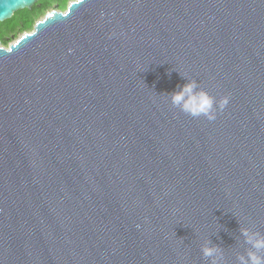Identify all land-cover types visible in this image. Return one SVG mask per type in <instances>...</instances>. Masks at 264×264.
<instances>
[{
	"label": "water",
	"instance_id": "obj_1",
	"mask_svg": "<svg viewBox=\"0 0 264 264\" xmlns=\"http://www.w3.org/2000/svg\"><path fill=\"white\" fill-rule=\"evenodd\" d=\"M41 0H0V23ZM195 79L219 102L192 117ZM264 234V0H76L0 41V264H239Z\"/></svg>",
	"mask_w": 264,
	"mask_h": 264
},
{
	"label": "clouds",
	"instance_id": "obj_2",
	"mask_svg": "<svg viewBox=\"0 0 264 264\" xmlns=\"http://www.w3.org/2000/svg\"><path fill=\"white\" fill-rule=\"evenodd\" d=\"M182 86L170 94L171 104L192 117L204 116L209 121L215 120L217 109L223 110L229 103V97L219 102L207 90L201 88L195 79L187 78ZM241 234L248 245L246 251L238 256L239 264H264V234L250 228H242ZM203 257L211 258V264H219L221 253L218 246L207 241L201 248Z\"/></svg>",
	"mask_w": 264,
	"mask_h": 264
},
{
	"label": "trees",
	"instance_id": "obj_3",
	"mask_svg": "<svg viewBox=\"0 0 264 264\" xmlns=\"http://www.w3.org/2000/svg\"><path fill=\"white\" fill-rule=\"evenodd\" d=\"M70 1L72 0H41L33 7V10L26 9L15 13L10 20L0 23L2 45L8 48L20 35L31 33L40 19L45 17L55 5L59 6L60 11L65 12Z\"/></svg>",
	"mask_w": 264,
	"mask_h": 264
},
{
	"label": "rangeland",
	"instance_id": "obj_4",
	"mask_svg": "<svg viewBox=\"0 0 264 264\" xmlns=\"http://www.w3.org/2000/svg\"><path fill=\"white\" fill-rule=\"evenodd\" d=\"M73 1H76V0H72V1H70V2H69V5H70V3H72ZM69 5H68V6H69ZM56 7H58V9H59V6H58V5H55L54 8H53L52 10H50L49 12H52L53 10H55ZM43 19H44V17L41 18L40 21L43 20ZM22 36H23V35H20V37H22ZM20 37H19V38H20ZM19 38H18V39H19ZM18 39H17V40H18ZM14 42H15V41H13L12 43H14ZM12 43H11V44H12Z\"/></svg>",
	"mask_w": 264,
	"mask_h": 264
},
{
	"label": "flooded vegetation",
	"instance_id": "obj_5",
	"mask_svg": "<svg viewBox=\"0 0 264 264\" xmlns=\"http://www.w3.org/2000/svg\"><path fill=\"white\" fill-rule=\"evenodd\" d=\"M60 11V10H59Z\"/></svg>",
	"mask_w": 264,
	"mask_h": 264
}]
</instances>
